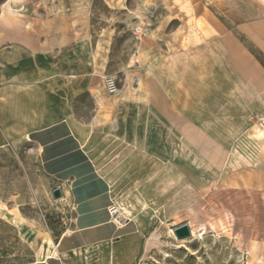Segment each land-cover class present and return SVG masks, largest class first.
Instances as JSON below:
<instances>
[{"label":"crops","instance_id":"0c3cea01","mask_svg":"<svg viewBox=\"0 0 264 264\" xmlns=\"http://www.w3.org/2000/svg\"><path fill=\"white\" fill-rule=\"evenodd\" d=\"M154 1L149 59L134 54L115 70L111 53L101 68V42L93 60L94 49L42 47L23 20L0 23V144L32 143L70 198L61 264L86 252L136 264L159 221L223 183L254 156L246 146L254 158L264 150V0ZM123 70V94H106L107 73Z\"/></svg>","mask_w":264,"mask_h":264},{"label":"rangeland","instance_id":"374dc122","mask_svg":"<svg viewBox=\"0 0 264 264\" xmlns=\"http://www.w3.org/2000/svg\"><path fill=\"white\" fill-rule=\"evenodd\" d=\"M11 1L15 8L21 6L22 14L6 12ZM158 6L154 0H0V16H4L0 23L23 20L42 47L73 46L87 56L94 49L97 60L101 42L106 47L101 68L105 70L111 53L115 70L116 61L134 54L139 63L147 62L149 57H140L139 49L149 51L145 35L153 28L150 13ZM126 72L107 73L120 79L122 91L116 96L130 84ZM83 100L89 106L90 100ZM259 148L262 153L254 158V151L246 146V152L254 156L236 161L226 180L183 209L179 218L159 221L149 249L136 264H264V150ZM56 187L32 143L0 144V264H61L56 244L73 227L74 207L64 190L60 199L53 198ZM120 215L130 220L122 210ZM186 219L194 223L197 233L179 240L174 228ZM98 262L96 255L86 252L77 264Z\"/></svg>","mask_w":264,"mask_h":264},{"label":"built area","instance_id":"2783aa9c","mask_svg":"<svg viewBox=\"0 0 264 264\" xmlns=\"http://www.w3.org/2000/svg\"><path fill=\"white\" fill-rule=\"evenodd\" d=\"M119 82H120V79H119L118 76H115V75H107V76H105L104 87H105L107 93L110 94V95L119 94L122 91V88L119 86ZM259 125L264 128V120L261 121L259 123ZM108 211H109V213L111 215L112 221L116 225H120L121 226V225H124L125 223L128 222V220L126 218L121 217L120 211L118 210V208H117L115 203H112L108 207Z\"/></svg>","mask_w":264,"mask_h":264},{"label":"bare ground","instance_id":"6f19581e","mask_svg":"<svg viewBox=\"0 0 264 264\" xmlns=\"http://www.w3.org/2000/svg\"><path fill=\"white\" fill-rule=\"evenodd\" d=\"M8 1V0H7ZM13 1H11V2H9V4H8V9L6 10V12H8L9 14L10 13H14V14H22V12H21V9H19L18 7H21V6H17L16 8H15V6H13ZM37 6V5H36ZM117 6V5H116ZM79 9V8H78ZM78 14H86V11H80V12H78ZM1 16H3V15H1ZM1 16H0V18H1ZM4 17V16H3ZM141 21H143V19L141 18L140 19ZM33 23V22H32ZM142 23H144V22H142ZM102 37H104V35H102ZM144 44H145V42H144ZM146 46V45H145ZM99 47H100V45H99ZM98 48V47H97ZM108 49V48H107ZM96 51V50H95ZM99 51V50H98ZM139 53H140V57H142V58H147V50H146V48H140L139 49ZM108 52V51H107ZM99 53V52H98ZM97 53V54H98ZM94 55V54H93ZM103 58V57H102ZM141 58V59H142ZM104 59H105V57H104ZM94 60V59H93ZM142 61V60H141ZM98 62V61H97ZM97 66V65H96ZM264 120V119H263ZM258 126H260V125H258ZM261 127V126H260ZM263 128V127H262ZM258 137L260 138V139H263L264 138V130H260L259 131V133H258ZM118 221V220H117ZM189 225H190V228H191V231H192V235L193 236H195L196 235V233H197V231H196V228H195V225H194V223L192 222V221H188L187 222ZM201 227V226H200ZM205 227V226H204ZM202 230V229H201ZM173 231V229H171V232ZM66 234H68V233H71V230H68L67 232H65ZM149 247H150V241H149V239H148V242H147V245H146V248L147 249H149ZM75 257H77V256H75ZM50 258H52V256L50 255L49 257H47V258H45L43 261H42V263H47V261H48V259H50ZM39 262V261H38ZM77 262H79V261H77Z\"/></svg>","mask_w":264,"mask_h":264},{"label":"water","instance_id":"95a60500","mask_svg":"<svg viewBox=\"0 0 264 264\" xmlns=\"http://www.w3.org/2000/svg\"><path fill=\"white\" fill-rule=\"evenodd\" d=\"M54 199H60L63 196V189L58 186L52 191ZM174 235L177 239H185L192 236V231L188 223H183L174 228Z\"/></svg>","mask_w":264,"mask_h":264}]
</instances>
